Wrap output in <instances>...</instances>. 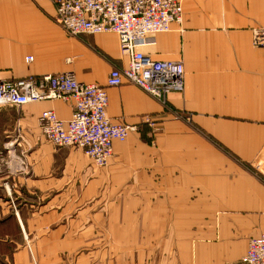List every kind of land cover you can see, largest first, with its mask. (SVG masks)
<instances>
[{
  "label": "crops",
  "instance_id": "0c3cea01",
  "mask_svg": "<svg viewBox=\"0 0 264 264\" xmlns=\"http://www.w3.org/2000/svg\"><path fill=\"white\" fill-rule=\"evenodd\" d=\"M182 3V24L142 52L182 62L185 92L165 108L109 89L108 117L138 129L107 167L43 137L41 114L68 121L71 103L0 110V264H242L264 234V0ZM55 17L50 0H0V82L71 72L103 86L128 67L117 35L71 37Z\"/></svg>",
  "mask_w": 264,
  "mask_h": 264
},
{
  "label": "built area",
  "instance_id": "2783aa9c",
  "mask_svg": "<svg viewBox=\"0 0 264 264\" xmlns=\"http://www.w3.org/2000/svg\"><path fill=\"white\" fill-rule=\"evenodd\" d=\"M56 9L55 22L71 37L115 34L120 51L128 59L125 69L114 68L105 85L80 83L74 73L29 77L0 82V110L22 108L43 101L72 104V117L59 119L54 111L39 118L45 140L57 148L81 150L98 168L109 165L116 142L125 143L137 125L112 121L107 115L108 90L133 85L168 107V96L183 94L185 68L180 61H156L142 52L154 46L157 34L169 32L183 22L182 0H50ZM254 48L264 49V28L252 30ZM28 63L33 58H27ZM187 122L191 124V115ZM156 128L157 121L142 122ZM242 264H264V234L252 239Z\"/></svg>",
  "mask_w": 264,
  "mask_h": 264
}]
</instances>
